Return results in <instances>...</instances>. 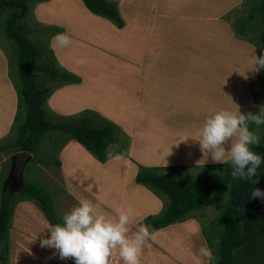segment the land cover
Instances as JSON below:
<instances>
[{"label":"crops","instance_id":"0c3cea01","mask_svg":"<svg viewBox=\"0 0 264 264\" xmlns=\"http://www.w3.org/2000/svg\"><path fill=\"white\" fill-rule=\"evenodd\" d=\"M110 1H117L120 5L122 0ZM214 1L220 5V10L216 13H211L214 5L210 0H199L198 6L187 14L195 28L176 31L178 24L173 19L154 22L151 34L161 38L156 42L155 49L150 50V56L144 62L123 64L126 70L134 68L136 77L139 78L140 91H137L135 101L141 103L139 98L147 96L148 100L165 105L162 109L139 112L137 117H146L139 125H128L125 119L116 121L128 137L129 150H135L136 155L131 159L143 167H183L190 170L198 167L204 170L205 166L227 162L225 159L221 163H213L210 156L205 158L202 155L196 141L198 130L205 118L215 111L239 109L241 114H246L251 109L253 102L249 88L258 74L254 71L253 63L254 56H257L256 49L252 44L234 37L229 26L220 21L221 16L239 7L242 0ZM73 2L74 0H46L38 3L35 9L40 25L47 24V18L54 12L56 18L50 24L66 30L71 43L81 40L82 35L87 32V26L81 21L79 14L89 16L84 11L80 12ZM121 15L125 20V16L122 13ZM197 17L204 23L202 31L196 28ZM106 23L108 24L107 21ZM164 29L169 32L166 34ZM50 44L60 66L81 79L83 74L73 69L65 59L66 47L55 46L53 38ZM106 50L115 52L113 46H108ZM65 90L54 91L48 98V105L58 115H62V112L52 105V101ZM174 108L177 109V114L170 111ZM15 109L16 97L8 78L7 59L0 49V138L9 132ZM88 109L96 113L102 110L99 107ZM101 112L105 114L103 110ZM59 160L64 178L70 186L71 196L67 209L57 206L53 201L54 209L61 218L80 199L87 198L81 189L73 186V183H79L78 178H86L78 177L83 171L89 173L88 177H94L95 174L107 176L105 184L109 192L101 198L97 207L115 215L119 209H133L134 218L129 226L130 232H135L138 229L137 224L144 218L159 214L165 207L166 201L156 197L145 187L133 183L135 167L138 164L133 165L129 156L119 161L112 158L101 165L71 141L62 149ZM88 169L94 171L89 172ZM255 177L258 181L255 188L264 191V163L257 169ZM249 203L253 205V211L264 214V199L252 198ZM17 206L25 214L19 216L12 209L9 227L11 230L7 239L8 263L74 264L72 259L60 260L58 253L54 254V249L40 246V240L50 234L47 232V221L35 205L21 202ZM196 212L180 223L154 230V238H149L142 249L140 264H193V254L206 245L201 228L211 221H203V212ZM25 226H28V233L22 230ZM14 229L17 230L14 232ZM149 241L157 246L155 252L147 246ZM112 264H122L116 253L113 255Z\"/></svg>","mask_w":264,"mask_h":264},{"label":"trees","instance_id":"16d2710c","mask_svg":"<svg viewBox=\"0 0 264 264\" xmlns=\"http://www.w3.org/2000/svg\"><path fill=\"white\" fill-rule=\"evenodd\" d=\"M42 1L0 0L1 29L11 44L10 52H3L16 97L15 115L10 126V132L15 131V136L7 135L0 141V157L27 152L32 158L30 162H36L33 168L45 167L49 163L41 160L38 154L42 143L50 139L58 144L57 150L63 148L65 139L74 141L101 164L111 159L109 152L112 150L125 156V152L117 147L121 131L95 111L83 110L69 117L52 113L48 116L45 105L50 95L63 85L79 84L81 79L60 66L49 48L48 38L44 44L31 39L33 30L26 17ZM81 1L91 14L107 19L117 29L124 26L115 2ZM240 7L244 11L235 14L229 29L234 37L252 44L259 56L264 51V0H242ZM235 10L230 13L234 14ZM61 31L56 30L57 33ZM54 34L50 33L49 37ZM249 89L253 102L250 111L256 112L259 106L264 105V69L258 72ZM249 127L260 137L259 146H252L251 150L261 156L262 165L264 125L259 129L251 124ZM54 163L60 166L58 160ZM204 168L197 177L173 178L167 172L176 169L174 167L138 166L133 176L134 183L166 201L159 214L149 215L139 224L159 230L180 223L193 212L214 204L217 215L201 228L206 246L217 257L211 264H264V214L253 211V205L249 203L255 184L233 180L229 161ZM30 172L31 167H26L25 174ZM7 174H0V264H9L7 237L14 203L31 202L47 223L62 222L54 209L53 194L44 186L24 179L22 188L12 193L2 189Z\"/></svg>","mask_w":264,"mask_h":264},{"label":"rangeland","instance_id":"374dc122","mask_svg":"<svg viewBox=\"0 0 264 264\" xmlns=\"http://www.w3.org/2000/svg\"><path fill=\"white\" fill-rule=\"evenodd\" d=\"M45 1L46 0L42 2ZM210 2L214 5L211 13H216V11L220 10L218 2L214 0H210ZM73 3L79 8L80 12L84 11L83 13H88L89 15L79 14L81 21L87 26V32L82 35L81 40H77L73 43L70 42V44L66 46L64 56L72 68L82 73L83 77L81 78L82 80L80 84L63 85L55 90L56 92L58 90L66 89L61 95H58L52 101V105L57 107L62 112V115H58L57 112L51 109L48 105L47 99L45 108L48 112V116L50 117L52 113L54 116L58 115L69 117L83 110H90L88 108L99 107L105 112V114L101 112V110L98 111V115L103 118L105 117V119L112 122L116 127H118L116 121H122L123 119L127 121L128 125L134 126L139 125L140 122L146 118L143 116L137 117L139 112L145 113L150 109L164 108L165 105L163 103L148 100L147 96H141L140 98L137 97L141 103L134 100L137 91H140L139 78L136 77V70L134 68H131L130 71L126 70V67L123 64L125 62H144L150 56V50L153 51L155 49L156 42L161 38L152 36L151 34V27L154 22H164L173 19L178 24V30L176 31L188 30L190 27H194L193 23L189 21L187 14L192 12L195 7L198 6L199 0H122L120 5L116 1L115 3L121 18H123L121 13L125 16V20H123L124 26L120 29H117L107 19L88 12L81 0H74ZM36 5L26 17L28 26L31 30H33L30 37L33 42L39 41L42 42V44H44L48 38L49 48L52 50L50 41L53 36L56 35L54 34L57 33L56 30L60 29L62 30L60 33L67 36L68 34L66 30L64 31L63 29L58 28L57 25L50 24V21L56 18L54 12L49 18H47V24L40 25V19L36 18ZM240 6L231 10L233 11L236 9L238 12L235 10L234 14H232L230 11L229 13L221 16L220 21H223L229 26L235 14L238 15L239 13H243L244 10ZM69 8L74 10L72 5H69ZM54 10L55 8H53V11ZM2 21L3 17L1 16L0 49L5 52H10L11 44L4 38L3 31L1 29ZM189 24L190 26H188ZM195 25L199 30H204V23L201 21L200 17L196 18ZM164 30L166 31V34L169 32L167 29ZM47 31L49 34L52 33L54 35L50 38ZM42 33L44 35H42ZM108 46H113L115 52L106 50ZM110 50L112 51L111 47ZM131 66L133 67V65ZM71 86L74 87L69 88ZM170 111L177 114V109L175 108ZM173 120L175 121V119ZM119 130L121 131V134L119 136V144L117 145L118 149H122L125 152V156H123L124 159H127L129 156L130 162L133 163V165H137L138 163L135 160H132L136 155L135 150H129V146L127 144L128 137L120 128ZM7 135L13 137L15 136V131L10 132L9 130L5 136L0 138V141L4 140ZM69 142L71 141L67 142L65 139L63 148ZM74 144L78 145V148H81L83 153L85 152L88 156L90 155L78 143L74 142ZM57 146L58 144L55 140L50 139L44 141L39 150L38 157L43 161H47L49 164L45 167L39 166V168H33L36 162L34 161L33 163L32 161L31 163V158L25 166V168L30 166L31 172L29 174H25L24 169L22 180L27 179L38 182L40 185L44 186L47 191L53 194V201L57 204V206L67 209L71 198L69 193L70 186L67 183L68 181L64 178L65 175H63L62 165L60 164V166H56L54 163L57 160L60 162L59 155L63 149L57 150ZM109 153L111 159L117 155L113 150ZM11 156L12 154L0 157L1 175L9 172V158ZM138 166L141 165L138 164L137 167ZM137 167H135L136 170ZM129 168H131V165H129ZM90 171L94 170L90 169ZM202 171L203 169L200 168L190 170L183 167H177L173 171H169L167 173L173 178H188L200 176ZM88 174L89 173L86 171H83V174L78 177L86 178H78L79 183L77 182V185L73 183V186H77V189H81L82 192L86 194L84 197H87L86 199L98 206L100 205L99 201L102 200L101 198L109 192V188L105 184L107 176L105 174H95L94 177H88ZM85 190H87L88 193ZM12 193H14V191ZM18 204L19 203H14L12 209L16 210L19 216L21 214H25V211L19 209L20 206H17ZM208 207L209 208H203L199 210L200 212H198H203L201 215L203 216V221L205 222L214 219L217 215V209L214 204ZM37 210L39 209L37 208ZM60 212L62 213L64 211ZM109 215L115 216V214L111 213ZM196 215H198L197 212ZM139 225L140 224L138 223L137 227H139ZM26 229H28V226H25L22 230ZM10 230L8 231V234H10ZM16 230L17 229H14V232ZM25 233H28V231L26 230ZM147 246H150V249L154 252L157 250V246L155 244H151L150 241Z\"/></svg>","mask_w":264,"mask_h":264},{"label":"clouds","instance_id":"9594fccd","mask_svg":"<svg viewBox=\"0 0 264 264\" xmlns=\"http://www.w3.org/2000/svg\"><path fill=\"white\" fill-rule=\"evenodd\" d=\"M57 47L70 44V37L57 33L53 37ZM254 71L264 69V51L254 56ZM238 109V106H237ZM257 129L264 125V105L256 112L241 114L237 111L219 110L205 118L198 130L197 137L202 155L211 157L213 163H221L227 159L232 167L233 180H246L252 184L262 163L260 155L251 150L259 146V135L250 130L249 125ZM124 159L122 154L114 157ZM252 198L264 199V191L254 188ZM134 218L131 207L119 209L115 216H110L103 209L88 199H80L62 222L47 224V238L40 240L42 248H51L58 253L60 260L72 259L74 264H112L114 253L118 254L122 264H140L142 249L149 238H154V230L145 224L139 225L135 232H130ZM213 250L201 246L198 253L193 254V264H211L216 259Z\"/></svg>","mask_w":264,"mask_h":264},{"label":"water","instance_id":"95a60500","mask_svg":"<svg viewBox=\"0 0 264 264\" xmlns=\"http://www.w3.org/2000/svg\"><path fill=\"white\" fill-rule=\"evenodd\" d=\"M10 169L3 184V190L11 192L20 190L23 185V172L27 162L31 160V155L27 152H18L10 158Z\"/></svg>","mask_w":264,"mask_h":264}]
</instances>
